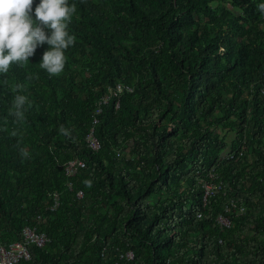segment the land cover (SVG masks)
Returning <instances> with one entry per match:
<instances>
[{"label": "trees", "instance_id": "16d2710c", "mask_svg": "<svg viewBox=\"0 0 264 264\" xmlns=\"http://www.w3.org/2000/svg\"><path fill=\"white\" fill-rule=\"evenodd\" d=\"M213 1L69 0L64 71L39 67L45 44L0 83V244L40 214L50 239L22 264H264V0H231L238 13ZM16 83L33 105L19 124ZM75 159L85 167L67 176ZM205 183L222 185L206 201Z\"/></svg>", "mask_w": 264, "mask_h": 264}, {"label": "clouds", "instance_id": "9594fccd", "mask_svg": "<svg viewBox=\"0 0 264 264\" xmlns=\"http://www.w3.org/2000/svg\"><path fill=\"white\" fill-rule=\"evenodd\" d=\"M34 0H0V75L4 77L0 83L9 85L7 78L10 70L22 67L34 57L37 49L45 44L49 49L43 53L39 67L49 77L59 76L66 66V51L75 45L76 36L70 31L77 5L69 0H40L33 13ZM264 14V3L257 5ZM33 15L35 19H33ZM33 79L31 75L27 77ZM14 93L8 116L19 124L26 118V112L33 105L22 83L11 85ZM7 131V129H5ZM59 132L71 138V132L63 125ZM17 133L12 131V135ZM230 152H226L228 154ZM3 245V244H2Z\"/></svg>", "mask_w": 264, "mask_h": 264}, {"label": "built area", "instance_id": "2783aa9c", "mask_svg": "<svg viewBox=\"0 0 264 264\" xmlns=\"http://www.w3.org/2000/svg\"><path fill=\"white\" fill-rule=\"evenodd\" d=\"M118 91H122V86H117ZM128 91H132L131 88H127ZM261 94L264 96V76L262 79L261 87H260ZM108 103V97H103L99 100L97 109L94 112V120H93V127L91 128L89 134L86 137V145L92 151H99L101 149V143L98 138L95 136V125L98 123V115L102 112V106ZM240 154L243 151H239ZM225 156L229 158H234V153H228ZM85 167V163L79 159L71 160L65 164V172L67 176H74L80 168ZM212 176V175H211ZM213 177V176H212ZM221 183L217 185H209L207 183L204 184L206 189L205 198L215 191H219L221 189ZM69 187L72 188V185L69 184ZM218 189V190H217ZM77 198L82 199L84 196L83 191L78 190ZM59 206V195L55 193L54 195V204L49 208L50 210H55ZM228 207L226 211H228ZM43 217L42 214L36 216L34 219V223L26 225L22 230V239L20 241H16L10 243L9 245H2L0 244V264H22L23 261H28L31 259V247H44L49 241V237L46 233L41 232L39 230V225L42 221ZM218 223L222 228L230 227L231 223L229 219L224 215H219ZM128 258H133V254L130 252L127 254Z\"/></svg>", "mask_w": 264, "mask_h": 264}, {"label": "rangeland", "instance_id": "374dc122", "mask_svg": "<svg viewBox=\"0 0 264 264\" xmlns=\"http://www.w3.org/2000/svg\"><path fill=\"white\" fill-rule=\"evenodd\" d=\"M211 6L214 9H216V11L218 13L222 12L224 9H229L230 11H235L237 13L241 11L240 8L236 4L232 3L231 0H226V2L223 1V0H215V1L211 2ZM195 17L197 19H200V20H205L206 19L201 14L200 15L195 14ZM77 59H79V58H77ZM79 61L81 62V64H76V66L74 68L77 69V72H78V75L79 76H81L83 74H86L87 75V73H88L87 71L86 72H83V66H84L85 62L83 60H81V59ZM88 75H89V73H88ZM221 133H222V135L223 134L225 135V131H221ZM225 136H226L227 143L230 146L234 142L236 135H235L234 132H229V133H226ZM132 144H133V142L131 141L127 145H125L124 151H126L127 154L131 151ZM241 149H242V151H246V148L245 147H242ZM229 150H230V148H228L226 152H228ZM150 201L151 202L154 201V196H151ZM229 202L230 201H228L225 204L227 205Z\"/></svg>", "mask_w": 264, "mask_h": 264}]
</instances>
